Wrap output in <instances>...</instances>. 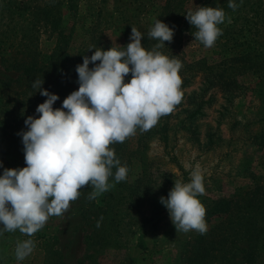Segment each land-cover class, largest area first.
Segmentation results:
<instances>
[{
	"label": "rangeland",
	"instance_id": "rangeland-1",
	"mask_svg": "<svg viewBox=\"0 0 264 264\" xmlns=\"http://www.w3.org/2000/svg\"><path fill=\"white\" fill-rule=\"evenodd\" d=\"M7 1H11L9 8L13 12L12 27L18 30L22 27L26 30L28 27L27 35L35 39L39 51L44 55L50 54L56 36L46 29L43 19L32 27L34 24L28 12V7L35 3L43 7L48 0H0V31L5 30L4 26L9 22L8 12L5 11ZM59 1H63L64 8L60 27L66 33L72 31L69 49L72 54H76L93 47H105L108 50L112 46H126L130 41L131 29L124 28L133 26L141 33L145 32L158 19L165 0ZM204 1L185 0L182 8L185 13L194 11ZM251 2L254 6L264 8V0ZM69 5H74L73 9ZM137 5L139 8L136 11L134 9ZM230 17L226 16L225 22L220 25H227ZM18 42L20 40L17 39ZM95 48L91 51L94 52ZM220 50L219 40H216L213 47L207 48L192 34L178 36L170 47L175 59L181 62L204 60L208 65L219 62ZM0 75L14 76L13 73L3 71L1 66ZM190 75L194 77L188 76L186 83L182 78V102L172 113L163 117L167 123V141L162 143L159 140L157 131L161 125L157 124L144 138L145 149L136 156L133 152L137 150L142 132L137 131L128 139L130 154L125 157L127 162L123 165L128 169L127 178L131 182L136 180L141 176L143 166H146L152 187L172 181L170 186L173 188L174 181L187 183L191 172L198 169L205 187V193L198 198L205 208L212 200L230 197L242 188L255 187L258 189L257 197L264 201V147L261 148V140L255 138L258 133H264V121H261L258 113L257 99L248 91L233 94L230 102H227L218 89H206L199 74ZM251 77L246 74L239 77V81L248 85L252 81ZM21 124L22 131H27L25 123ZM5 129L7 126H0V175L5 168L26 166L21 136L8 143L11 151L3 150L5 140L8 139L5 138ZM84 197L85 192L81 189L80 197L71 202L67 212L49 218L45 226L31 237L36 247L22 261L15 258V246L18 240L23 241L29 237L18 230L0 234V264H188L184 260L191 256V248L195 245L193 240L200 233L176 232L168 210L159 217L155 226H152L154 222L151 221L142 229L134 226L131 230H123L121 234L125 236L120 237L118 247H99L95 242L91 243L90 234L94 229L82 217ZM148 206L147 203L143 204L145 215H149ZM224 219L216 217L206 221L207 232L211 226L219 225ZM233 222H226L217 231L234 227ZM227 247L224 258H215L210 264H245L238 258L239 254L234 259L233 250ZM215 248L212 250L213 257L221 252Z\"/></svg>",
	"mask_w": 264,
	"mask_h": 264
},
{
	"label": "clouds",
	"instance_id": "clouds-1",
	"mask_svg": "<svg viewBox=\"0 0 264 264\" xmlns=\"http://www.w3.org/2000/svg\"><path fill=\"white\" fill-rule=\"evenodd\" d=\"M228 7L235 11L238 5L229 0ZM185 18L197 29L194 38L210 48L222 35L218 26L226 15L220 8L197 7ZM147 35L158 41L151 50L145 49L143 34L133 26L126 46L93 47L94 53L83 56V63L76 66L78 90L60 108L53 107L59 96L43 89V80L33 81L32 87L47 99L37 106L38 117L25 119L27 131L18 133L26 166L5 168L0 175V234L18 230L29 237L17 241V261L34 251L31 237L50 217L67 212L81 189L91 186L87 199L95 200L114 187L109 183L113 168L116 183L127 179L128 169L111 145L125 142L138 129L151 130L182 102V63L159 51L172 42L174 29L155 19ZM129 74L131 79L125 82ZM204 193L203 176L194 169L189 182L174 181L167 197H160L176 232H207L206 208L198 198Z\"/></svg>",
	"mask_w": 264,
	"mask_h": 264
},
{
	"label": "trees",
	"instance_id": "trees-1",
	"mask_svg": "<svg viewBox=\"0 0 264 264\" xmlns=\"http://www.w3.org/2000/svg\"><path fill=\"white\" fill-rule=\"evenodd\" d=\"M10 2H5L9 22L4 26L5 30L0 31V66L3 71L14 74V76L0 75V126H7L5 138H8V142L5 140L3 150L8 152L11 151L8 143L20 137L18 133L22 132L21 123H24L28 116L38 117L36 103L39 105L47 99L40 94L39 90L32 87L33 81L37 78L43 80L42 88L59 96L53 107L60 108L63 100L79 87L76 66L83 63V56L90 57L94 53L86 50L72 54L70 51L72 31L66 33L60 27L64 9L63 1L48 0L43 7H38L36 3L28 7L34 24L31 26H37L36 23L43 19L46 29L56 36L55 46L48 55L39 51L32 36L28 37L26 32L28 27L26 30L23 27L19 30L12 27L13 12L9 8ZM184 2L185 0H165L160 8L158 19L174 29L172 42H165V46L159 49L162 54L170 58H175L170 52L173 41L183 34L194 36L197 31L185 18L186 13L182 8ZM233 2L238 5L235 11L228 7L229 0H205L199 6L223 9L226 16H231V23L223 27L218 26L222 30V35L217 38L221 45L219 62L208 65L204 60L195 63L180 61L182 68L179 75L185 79L186 83L188 76L194 77L190 73L199 74L202 77V85L206 89L210 87L218 89L227 102H230L233 94H244L249 91L257 99L258 113L261 121H264V8L260 5L254 6L251 0H233ZM73 6L69 5V8L73 9ZM138 8L139 5L134 10L137 11ZM150 28L142 33L144 36L142 44L147 50H151L158 43L148 37ZM124 29L130 30L131 27L126 26ZM17 39L20 42L16 43ZM103 50L107 49L104 47ZM89 67L92 68L94 65L90 64ZM246 74L252 76V81L248 85L239 81V77ZM130 79L131 74L125 77V82ZM23 97L25 99H21ZM163 121L162 117L157 125H161L157 132L162 143L167 141V123ZM149 132L150 130L141 133L137 150L133 152L136 156L145 149L144 138ZM255 138L260 139L259 146L264 147V133H258ZM128 139L123 143L111 145L122 166L127 162L125 157L130 154ZM115 171L116 168H113V176L109 178V183L114 187L95 200L87 199L93 191L92 187L83 188L85 197L81 205L82 217L94 229L90 234V242H95L99 247L120 246V237L125 236L121 234L123 230H131L134 226L142 229L151 221L154 222L152 226H155L159 217L167 210L160 203V197H167L172 189L170 186L172 181L152 187L149 184V172L146 166H143L141 176L132 182L127 178L125 181L116 183ZM237 192L230 197L212 200L206 205V221L222 217L225 218L224 222L213 225L205 234L196 236L197 238L193 240L195 245H192L190 251L191 256L184 262L210 264L215 258H224L228 245L233 250L234 259L239 254L238 258L245 264H264L262 262L264 259V201L257 197L258 189L255 187L254 189L242 188ZM144 203L149 205V215H145L142 211ZM101 217H103L101 226L97 228L96 223ZM230 220L234 221V227L229 226L222 232L217 231L221 225ZM214 248L221 251L217 256L215 255L216 257H213L212 253Z\"/></svg>",
	"mask_w": 264,
	"mask_h": 264
}]
</instances>
